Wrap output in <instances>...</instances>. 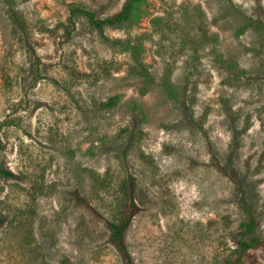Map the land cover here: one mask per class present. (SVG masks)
I'll list each match as a JSON object with an SVG mask.
<instances>
[{
	"label": "rangeland",
	"instance_id": "374dc122",
	"mask_svg": "<svg viewBox=\"0 0 264 264\" xmlns=\"http://www.w3.org/2000/svg\"><path fill=\"white\" fill-rule=\"evenodd\" d=\"M124 2L0 0V264H124L102 219L128 212V178L132 264H224L264 240V0H144L64 40L71 8Z\"/></svg>",
	"mask_w": 264,
	"mask_h": 264
},
{
	"label": "trees",
	"instance_id": "16d2710c",
	"mask_svg": "<svg viewBox=\"0 0 264 264\" xmlns=\"http://www.w3.org/2000/svg\"><path fill=\"white\" fill-rule=\"evenodd\" d=\"M144 0H125L123 6L120 10L115 12L114 14L107 16V17H99L94 12L87 10L82 7H73L69 11V15L67 18V24L64 25L63 31V38L67 41L72 31L75 27V22L73 18L75 17H82L86 20L87 24L99 32L103 36V30L105 26H113L118 25L123 22L128 21L132 15L134 10L136 9L137 5L142 3ZM9 16L14 24V26L23 34L26 32V21L22 17L20 13L14 10H10ZM263 25L258 23L255 25L256 29H262ZM136 59V58H135ZM163 87L165 88L166 93L170 97H174L176 92L168 85L167 81L164 82ZM119 102V96L115 95L108 98L106 101L101 102L99 105L101 108L110 109L115 107ZM200 130H202L201 125L198 124L197 126ZM204 133V132H203ZM204 136L206 134L204 133ZM224 173L226 174V170ZM121 188L123 193L127 199V208L128 212L124 213L123 217L120 218L118 221H107L102 219L108 229V240L110 243L114 244L116 248L122 255L124 264H132L131 256L126 248L124 242V233L130 223L131 218L135 215L138 211L137 206L134 203V189H135V182L132 178H128L124 182H122ZM80 203H85L81 198H77ZM240 205L243 211L248 215V221L243 222L240 225V228L244 231L245 234H250L255 230L256 222L255 219L250 214L247 202L245 201L244 197H241ZM264 246V240L259 239L257 237H251L248 240L240 239L237 242V246L232 254V256L224 262V264H244L245 259L247 256L252 253L258 247Z\"/></svg>",
	"mask_w": 264,
	"mask_h": 264
}]
</instances>
